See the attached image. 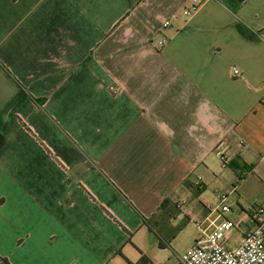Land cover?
<instances>
[{
    "label": "crops",
    "instance_id": "0c3cea01",
    "mask_svg": "<svg viewBox=\"0 0 264 264\" xmlns=\"http://www.w3.org/2000/svg\"><path fill=\"white\" fill-rule=\"evenodd\" d=\"M190 1L0 0V264H174L179 216L251 229L264 0Z\"/></svg>",
    "mask_w": 264,
    "mask_h": 264
},
{
    "label": "built area",
    "instance_id": "2783aa9c",
    "mask_svg": "<svg viewBox=\"0 0 264 264\" xmlns=\"http://www.w3.org/2000/svg\"><path fill=\"white\" fill-rule=\"evenodd\" d=\"M196 8L195 0L182 8L181 14L187 16ZM167 25V21L161 23V27ZM164 41L160 40L159 44ZM235 74V71L232 72ZM220 167L225 163L222 157L219 158ZM196 189L200 185L195 184ZM215 211L223 213L227 211L224 206L223 195H216ZM252 227L240 239L236 247L225 249L220 244L224 235L232 228L229 220L221 219L214 224L207 233H201L199 239L194 241L180 255L176 257L174 264H264V211L257 210L252 216ZM198 225L195 224V227Z\"/></svg>",
    "mask_w": 264,
    "mask_h": 264
},
{
    "label": "rangeland",
    "instance_id": "374dc122",
    "mask_svg": "<svg viewBox=\"0 0 264 264\" xmlns=\"http://www.w3.org/2000/svg\"><path fill=\"white\" fill-rule=\"evenodd\" d=\"M196 187L192 186V191L195 193ZM231 206L227 208L231 209ZM234 207V206H233ZM172 216L177 215V212L171 214ZM195 224L198 225L195 227ZM200 229L202 226L197 222V219L194 221L187 222L183 216H179L177 222L173 223L171 232L177 234L176 238L173 240L172 249L174 252L181 254L186 248H188L194 241L200 238L201 233ZM179 231V232H178ZM235 233L232 230H229L224 235V240L220 241V244L225 249L234 248L236 244Z\"/></svg>",
    "mask_w": 264,
    "mask_h": 264
},
{
    "label": "trees",
    "instance_id": "16d2710c",
    "mask_svg": "<svg viewBox=\"0 0 264 264\" xmlns=\"http://www.w3.org/2000/svg\"><path fill=\"white\" fill-rule=\"evenodd\" d=\"M229 167H231L232 168V165H229ZM237 178H239V176L237 175Z\"/></svg>",
    "mask_w": 264,
    "mask_h": 264
}]
</instances>
